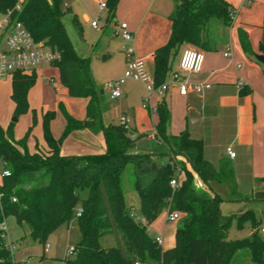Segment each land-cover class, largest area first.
<instances>
[{
  "label": "trees",
  "instance_id": "trees-1",
  "mask_svg": "<svg viewBox=\"0 0 264 264\" xmlns=\"http://www.w3.org/2000/svg\"><path fill=\"white\" fill-rule=\"evenodd\" d=\"M120 1L107 0L108 22ZM7 13L23 24L35 42L59 55L52 66L59 71L61 85L71 98L88 99V104L83 120L71 116L60 104L65 127L58 139L51 132L56 112L44 113L46 152L30 153L27 148L36 124L35 112L32 127L19 140L13 137V124L7 130L0 125V159L10 174L2 177L0 185V226L13 217L20 227L28 228L32 241L44 246L52 233L69 225L76 216L81 240L75 245V257L64 264H232L236 255L245 251L251 264H264V241L258 234L253 212L224 214L221 205L225 200L220 195H201L195 186L197 177L209 190L211 183H228L235 189L231 166L227 162L220 168L213 166L204 157L203 142L192 138L188 131L169 135L170 113L164 102L156 107L155 137L168 148L165 164L156 165L151 153H130L141 137L133 139L131 128L104 122L102 95L91 72V57H84L75 49L63 22L64 16L70 14L80 40H84L82 24L71 8L64 10L60 0H0V15ZM234 18L235 12L225 0H174L168 17L169 39L154 52L150 70L155 86L167 80L184 46L213 52L220 44H227ZM238 34L243 52L254 57L246 32L239 30ZM260 51L264 54V47ZM36 80L35 73L13 74L14 117L30 111L28 93ZM77 131L101 133L105 151L98 155L62 156V144ZM177 157L183 159L178 161ZM129 164L135 168L134 187L144 222L135 220L124 203L121 176ZM179 172L183 175L181 181ZM173 179L178 180L175 188L171 186ZM259 181L264 183V177ZM83 192L86 197L81 196ZM79 209L82 212L77 216ZM165 211L179 213L182 222L175 231L174 247L163 251L149 235L148 226ZM246 217L253 219L251 237L228 241L232 220L237 218L241 223ZM114 224L124 252L101 244ZM11 263L12 255L0 229V264Z\"/></svg>",
  "mask_w": 264,
  "mask_h": 264
},
{
  "label": "crops",
  "instance_id": "crops-1",
  "mask_svg": "<svg viewBox=\"0 0 264 264\" xmlns=\"http://www.w3.org/2000/svg\"><path fill=\"white\" fill-rule=\"evenodd\" d=\"M138 1L133 0L132 22L123 21L122 23H126L134 35L131 49L135 51L137 57L147 58V64L151 70L154 52L165 45L170 36L171 23L168 17L174 9V0H165L164 7L162 6L163 0H157L154 4L145 2L144 5H141L142 0ZM225 1L235 12L233 25L228 31V43L220 44L216 51L203 52L202 70L198 74L187 76L192 85H208L209 88H204L200 93L190 92L187 96H181L177 88L171 85L163 95L153 94L150 104L146 107L143 100L147 93V86L140 82L146 93L139 95L134 105L131 106L133 110L130 118L132 138L141 137L136 141V145L145 139L156 142L158 145L162 144L155 137L158 116L156 113H152L150 108H156L159 102H164L170 113L169 135L176 136L188 131L192 138L203 142L204 157L213 166L220 168L223 162H227L231 166L235 189H232L228 183H211L209 190L198 180L207 197L218 194L226 201L227 199L222 196L224 192V194H229L228 202L240 198H244V201L264 200V183L259 181L264 177V65L255 59L256 55H264L260 51V47H264V0ZM157 8L161 11L153 14L152 9ZM135 10L136 13H134ZM140 17L149 19L147 29L149 33L145 37H142L141 34L143 22L139 23L141 19H136ZM239 30L246 32L255 54L254 57L243 52L239 40ZM187 47L189 46H184L180 51L174 61L172 72L178 69L181 53ZM226 53L230 56L225 57ZM47 67L53 66L44 65L38 68L35 72L37 78H44L48 73L49 68ZM55 71L60 82L59 71L57 68ZM172 72L166 81L170 80ZM47 82L49 83V79ZM52 82L53 80L50 81V83ZM239 82L243 84L241 88L237 85ZM0 86L7 88L4 97L6 107L14 112V103L11 100V78L1 79ZM60 86L62 89L59 98L65 102L68 113L78 120H83L86 117L88 99L71 98L61 83ZM34 87L28 93L30 111L26 114L24 130L27 132L32 127L33 112H35L36 124L32 127L27 140V148L30 153L48 150L43 138L42 122L44 113L51 110L46 107L48 103L46 102L45 85L38 86L36 89ZM48 106L50 105L48 104ZM3 122L0 120V125L6 130L9 123L7 119ZM64 127L65 121L58 126L52 121L51 131L55 139L60 137ZM21 138V133L14 134L15 140ZM228 149L235 154L234 157L228 155ZM104 151L103 135L90 131L74 132L61 147L62 156L98 155ZM139 152L153 154L152 160L156 165H162L168 161V157L166 158L168 148L164 151L158 149L153 151L138 147L135 153ZM2 177L0 174V185ZM167 214L168 211L163 212L149 225V228L155 232L151 238H162L161 249L163 251L169 250L175 245L176 230H170L168 236L166 234L169 225L166 219ZM159 222L160 224L157 225ZM40 259L43 260V257ZM146 264L159 263L148 262Z\"/></svg>",
  "mask_w": 264,
  "mask_h": 264
},
{
  "label": "rangeland",
  "instance_id": "rangeland-1",
  "mask_svg": "<svg viewBox=\"0 0 264 264\" xmlns=\"http://www.w3.org/2000/svg\"><path fill=\"white\" fill-rule=\"evenodd\" d=\"M60 1L62 8L64 10L71 8L73 14H76L78 16L82 24L84 33L83 41L80 40L77 34L76 28L72 23L71 15L66 14L63 18L67 34L75 49L84 57H91L90 68L95 85L99 91H103L101 107L105 123L119 124L120 118L124 114L125 116H127V118L130 119L131 115L133 114L131 106L134 105L135 100L138 99L139 95L146 93L144 86L140 82L126 80L120 87L122 97L117 100H112L110 97V92L106 89V84L107 82L112 80H120L124 76L125 70L127 68V54L124 51V48L131 49L133 47L131 43L134 41V35L132 34V38L130 40H125L123 39L122 34L117 30L119 29V25L123 21L127 23L132 22L131 16L134 6L133 0H123L116 9L115 14L113 15V18L110 20V22L107 21L109 13L108 10L105 9L104 11H101L99 8V2L106 3L107 0ZM142 1L143 2H141V5H144L145 2H152L154 4L157 0ZM164 3H166L165 0H163L162 3L163 7L165 6ZM159 11L161 10L157 8L152 9L151 12H153L154 14ZM134 13H136V10ZM136 19H141L139 23H141V21L143 22L141 30L142 37L147 36V34L149 33V31L147 30L149 27V19H144V17ZM93 22H96L98 24V28L95 29L92 27ZM47 68H49L48 73L44 76V78H37V83L34 88L36 89L38 88V86L45 85V90H47L46 102L50 106H53L51 108L50 106H48V104H46V107L48 110L51 109V111L56 112L53 123L58 126V124L61 125L62 122L65 121L63 114L60 111V104H62L64 107H66V104L65 102H63V100H61V98H59L61 96L60 90L62 89V87L60 86L58 77L55 75V68ZM47 79H49V83L52 80L53 82L49 84L47 82ZM6 92L7 88L0 86V120L1 122H3L7 119L9 126L13 124V137L14 134L21 133V137L23 138L26 135L25 133H27L24 132L26 128V114L20 116L19 118H17V122H14V118H16L14 117V112H11L6 107V99H4ZM70 106H72V104H70ZM138 147L153 151L157 149L164 151L167 149L166 145H164L163 143L161 145H158L156 142L145 139L143 142H138V144L134 149L130 151V153H135ZM182 159L183 158L181 157L176 158V160L178 161H181ZM3 170L4 163L0 159V174H2ZM178 179L179 181L183 179V175L180 174V172ZM135 180V168L133 165L129 164L125 167L121 176V189L123 192L124 203L127 210L131 214L139 217L140 204L138 194L135 191L134 187ZM195 186L197 188V191L201 195L205 194L204 189L199 184L197 177L195 178ZM81 196L86 197L87 193L83 192ZM222 196L227 199L225 203L222 204L223 206L221 208L224 214L233 213L240 215L241 213L248 210H251L253 212L254 219L257 222V227L259 229L258 234L264 241V232H261V230L264 229V200L228 202L229 194H224L223 192ZM167 217L168 214L166 216V219ZM181 222L182 220L176 222H168L169 225L166 232L167 236L170 230L174 229L175 231L181 224ZM4 224L6 228V238L4 240L5 243H13L14 246L17 247V250L13 252L14 259L17 262H25V264H56L58 260H61L66 256L67 251H69L71 248H74L75 245L81 240V234L77 226L76 216L71 219L69 225H64L54 233H52L48 237L44 246L32 241L28 236V228L26 226H24L23 228L20 227L13 217L7 218ZM159 224L160 222L157 223V225ZM252 224V217H246L241 221V223L237 218H234L229 229L227 240L238 241L250 238L253 231ZM148 232L150 236L155 235L154 230L149 228V226ZM101 244L103 247H116L124 252L122 242L115 224L113 225L112 232L102 240ZM47 245H49V250L47 253H45L44 249L47 247ZM41 257H43L42 261L40 259ZM232 264H251L248 252L245 251L238 253Z\"/></svg>",
  "mask_w": 264,
  "mask_h": 264
},
{
  "label": "built area",
  "instance_id": "built-area-1",
  "mask_svg": "<svg viewBox=\"0 0 264 264\" xmlns=\"http://www.w3.org/2000/svg\"><path fill=\"white\" fill-rule=\"evenodd\" d=\"M99 8L101 11L107 9L106 3L99 2ZM17 9L19 10V7ZM92 27L96 29L98 28V24L93 22ZM117 31L122 34L125 40L132 38L133 33L129 30L126 23H121ZM124 51L127 54V69L124 76L120 80H112L106 84V89L110 92L112 100H117L122 97L120 87L126 80L141 82L147 86V93L144 99L146 107L150 104L153 94L163 95L171 85L177 88L181 96H187L190 92L200 93L204 88H209L208 85H192L187 79L188 75L198 74L202 70L204 64V53L202 51L192 47L185 48L181 53L178 69L172 72L169 81H165L158 87L155 86L153 75L147 64V58L137 57L133 49L124 48ZM229 56L228 53L225 54V57ZM58 58L59 55L56 52L46 47L43 43L35 42L23 24L13 19L10 13L0 15V80L6 77L12 78L16 72L31 75L43 65H52ZM237 85L239 88L243 86L242 82H239ZM150 111L156 113V108H150ZM119 124L123 125L126 129L131 128V120L125 116L120 118ZM227 153L230 157L235 156L230 149L227 150ZM9 175L8 171L3 170L2 176ZM177 185L178 180L173 179L171 186L175 188ZM81 212V209L77 210L76 215L79 216ZM131 216L137 221L144 222L140 216L138 217L133 214ZM180 219L181 215L179 213H168V222H176ZM0 229L2 230V238L5 240V225H1ZM261 232H264V229ZM155 241L161 247L163 243L162 238L157 237ZM6 249L12 255L11 264H25V262L15 261L13 252L17 250V247L13 243H6ZM48 250L49 245L44 249V252L47 253ZM75 255L76 249L74 247L67 251L66 256L58 260L56 264H64L66 260L74 258Z\"/></svg>",
  "mask_w": 264,
  "mask_h": 264
},
{
  "label": "water",
  "instance_id": "water-1",
  "mask_svg": "<svg viewBox=\"0 0 264 264\" xmlns=\"http://www.w3.org/2000/svg\"><path fill=\"white\" fill-rule=\"evenodd\" d=\"M255 59L257 60V62L264 65V55H256ZM100 94L102 95L103 91H100ZM14 122H17V118H14Z\"/></svg>",
  "mask_w": 264,
  "mask_h": 264
}]
</instances>
